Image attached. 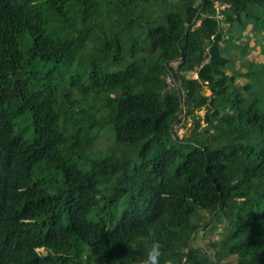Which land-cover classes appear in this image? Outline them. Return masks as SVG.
Returning a JSON list of instances; mask_svg holds the SVG:
<instances>
[{
  "label": "trees",
  "instance_id": "1",
  "mask_svg": "<svg viewBox=\"0 0 264 264\" xmlns=\"http://www.w3.org/2000/svg\"><path fill=\"white\" fill-rule=\"evenodd\" d=\"M250 40L264 0H0V264H137L149 226L178 264H264Z\"/></svg>",
  "mask_w": 264,
  "mask_h": 264
},
{
  "label": "rangeland",
  "instance_id": "2",
  "mask_svg": "<svg viewBox=\"0 0 264 264\" xmlns=\"http://www.w3.org/2000/svg\"><path fill=\"white\" fill-rule=\"evenodd\" d=\"M244 34H246V32H244ZM243 40L245 41V39H243ZM236 42H240V41H236ZM253 46H254V42L252 40L247 41V48L245 49V52H246L245 57H247V59H250V60L255 61V62L264 63V53L261 52V47L259 45H256L255 47H253ZM232 52L234 54H236V57L234 59L236 65H235L234 69H237L240 65V60H241L240 59V51L232 50ZM241 58H244V56L241 55ZM240 82H243V80L240 79ZM200 114H202V113H198V115H200ZM191 124H192L191 120L187 118L184 120V122H180L178 125H176L175 130L182 132V135H180V136L177 135V136L181 138L184 135V133L186 134L187 132H189L191 130ZM175 134H177V132ZM101 147H102V145H101ZM222 238H223V223H217V224L212 225V229L207 232L205 237L202 238V235L199 234L198 244L201 246H204V244L207 245L208 243H211L214 241L215 242L219 241ZM223 261L226 264H235L232 258L231 259H225Z\"/></svg>",
  "mask_w": 264,
  "mask_h": 264
},
{
  "label": "clouds",
  "instance_id": "3",
  "mask_svg": "<svg viewBox=\"0 0 264 264\" xmlns=\"http://www.w3.org/2000/svg\"><path fill=\"white\" fill-rule=\"evenodd\" d=\"M147 231L151 233L152 239L147 245L145 255L138 260L137 264H178L175 257L163 256L162 245L156 237L155 229L149 226Z\"/></svg>",
  "mask_w": 264,
  "mask_h": 264
},
{
  "label": "built area",
  "instance_id": "4",
  "mask_svg": "<svg viewBox=\"0 0 264 264\" xmlns=\"http://www.w3.org/2000/svg\"><path fill=\"white\" fill-rule=\"evenodd\" d=\"M224 8V6H219L218 7V9H223ZM217 17L219 18V19H221L222 18V15L219 13V12H217ZM200 113H202L203 114V112H200ZM202 114H200V115H202ZM176 132H177V135H182V132L181 131H177L176 130Z\"/></svg>",
  "mask_w": 264,
  "mask_h": 264
}]
</instances>
